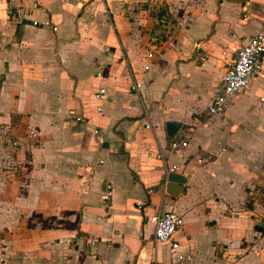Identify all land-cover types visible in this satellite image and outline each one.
Returning a JSON list of instances; mask_svg holds the SVG:
<instances>
[{"label":"crops","instance_id":"obj_1","mask_svg":"<svg viewBox=\"0 0 264 264\" xmlns=\"http://www.w3.org/2000/svg\"><path fill=\"white\" fill-rule=\"evenodd\" d=\"M263 18L264 0H0V264H264V64L207 114ZM158 210L183 219L175 251Z\"/></svg>","mask_w":264,"mask_h":264},{"label":"built area","instance_id":"obj_2","mask_svg":"<svg viewBox=\"0 0 264 264\" xmlns=\"http://www.w3.org/2000/svg\"><path fill=\"white\" fill-rule=\"evenodd\" d=\"M36 25V23H33ZM225 54H223L224 56ZM151 57V55H149ZM264 64V18L261 22V30L258 34L250 37L245 44L236 46L233 56L225 65V73L221 79L217 94L211 99L207 114L210 116H223L224 112L233 104L236 97L246 92L250 88L251 82L257 78ZM138 84L132 82L129 90L138 92ZM103 95L100 89L96 94V98ZM259 109L264 112V95L258 98ZM76 125L80 132L85 131V122L82 116L75 117ZM148 127V126H146ZM14 147L18 146L17 142H13ZM179 147H186L184 142L173 141L170 144V150L175 151ZM198 163H201L198 160ZM164 178L161 185L162 194L166 193L167 178L171 174H182L181 168L176 166H168L163 162ZM108 196L103 198V206H107ZM149 222L153 226L152 239L155 245L163 244L170 246L172 251L178 249V244L172 242L173 235L183 226L181 216L172 212L156 211L150 218ZM94 242H91V246ZM158 264V263H154Z\"/></svg>","mask_w":264,"mask_h":264},{"label":"water","instance_id":"obj_3","mask_svg":"<svg viewBox=\"0 0 264 264\" xmlns=\"http://www.w3.org/2000/svg\"><path fill=\"white\" fill-rule=\"evenodd\" d=\"M179 127L180 126L176 123H166L165 129L167 136H174ZM185 184L186 178L184 176L180 174H171L167 178L166 193L175 198L183 191Z\"/></svg>","mask_w":264,"mask_h":264},{"label":"rangeland","instance_id":"obj_4","mask_svg":"<svg viewBox=\"0 0 264 264\" xmlns=\"http://www.w3.org/2000/svg\"><path fill=\"white\" fill-rule=\"evenodd\" d=\"M220 41L221 42L218 44L219 46L225 44L224 41L227 42L226 37L221 35ZM244 102H245V106H249L250 108H251V106H253V100H252V97H250V96L245 97Z\"/></svg>","mask_w":264,"mask_h":264}]
</instances>
